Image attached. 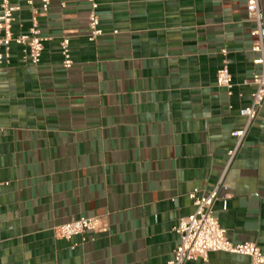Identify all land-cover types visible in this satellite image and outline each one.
I'll return each mask as SVG.
<instances>
[{"label": "crops", "instance_id": "obj_1", "mask_svg": "<svg viewBox=\"0 0 264 264\" xmlns=\"http://www.w3.org/2000/svg\"><path fill=\"white\" fill-rule=\"evenodd\" d=\"M28 1L10 0L22 8L15 37L40 9ZM87 1L51 0L37 15L48 38L39 66L13 45L0 67V264H167L194 212L189 194L221 181L213 216L232 243L264 255V106L227 170L259 72L248 0H97L104 36L93 43ZM259 11L264 34V0ZM225 63L231 97L216 83ZM80 218L108 232L73 249L81 239L55 229ZM186 264L251 260L213 253Z\"/></svg>", "mask_w": 264, "mask_h": 264}, {"label": "built area", "instance_id": "obj_2", "mask_svg": "<svg viewBox=\"0 0 264 264\" xmlns=\"http://www.w3.org/2000/svg\"><path fill=\"white\" fill-rule=\"evenodd\" d=\"M90 8L88 16L89 42H96L104 36L100 29L98 16L99 4L97 0H88ZM260 0H248V19L255 25L253 35L257 37L254 51L259 57L254 61V65L259 67V72L253 76L250 86L253 88L251 101L248 107L239 110L238 114L245 119L242 129L234 131L231 137L236 141L233 150L228 153L227 170L231 167L237 156L239 149L250 131L253 123L257 119L264 106V34L262 16L259 11ZM29 8H33V2H27ZM63 6V5H62ZM51 7V0H41L40 9H34L33 24L28 34L17 37L12 34V26L16 21V15L22 11L20 6H13L10 0H0V67L10 61L11 47L17 46L22 52V63L39 66L44 52V44L48 41L38 30L36 17L42 13H47ZM117 34V32H114ZM60 54L62 66L65 70H70L73 59L70 51V41L63 39L60 43ZM226 56V51L222 52ZM216 83L219 88L226 90L229 97L232 96L234 88L233 78L227 64L217 72ZM222 181L208 193H202L195 189L189 194L194 212L192 215L180 220L175 231L179 236V244L174 251L173 259L167 264H186L189 262H207L210 254L225 253L230 255L244 256L251 260V264H264V255L256 244H234L227 238V232L219 221L213 216V207L219 200V192ZM2 185L0 184V195ZM108 226L99 218H80L72 220L55 229L58 239L71 242L75 238H80L81 243L73 245V249L87 243V235L106 234Z\"/></svg>", "mask_w": 264, "mask_h": 264}]
</instances>
